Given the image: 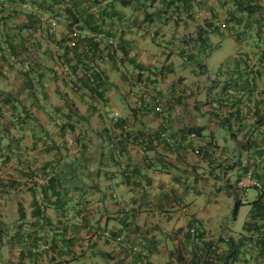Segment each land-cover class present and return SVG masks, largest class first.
Returning a JSON list of instances; mask_svg holds the SVG:
<instances>
[{"label": "crops", "instance_id": "0c3cea01", "mask_svg": "<svg viewBox=\"0 0 264 264\" xmlns=\"http://www.w3.org/2000/svg\"><path fill=\"white\" fill-rule=\"evenodd\" d=\"M234 9L0 0V264H264V228L211 223L264 184V48Z\"/></svg>", "mask_w": 264, "mask_h": 264}, {"label": "trees", "instance_id": "16d2710c", "mask_svg": "<svg viewBox=\"0 0 264 264\" xmlns=\"http://www.w3.org/2000/svg\"><path fill=\"white\" fill-rule=\"evenodd\" d=\"M231 1L234 3L235 9L232 12L230 11L227 16V24H229V28L232 30L237 28V30H235L237 34H239V30H238L239 27H243V30L246 29L254 30L256 32L255 35L259 43L264 48V0H231ZM200 35L201 34H199L197 40H199V42L202 43L205 41V39ZM263 59L264 58H262V60ZM1 96L2 95L0 93V98ZM3 115L4 114L2 113L0 107V117H3ZM258 191L260 192V195L259 198L252 203V211L250 214L251 222L247 223V227L248 226L251 228L258 227L259 229H263L264 228V192L263 191L261 192L260 190ZM243 204L244 203L242 202H238L237 209ZM132 251L137 252V249L133 247Z\"/></svg>", "mask_w": 264, "mask_h": 264}, {"label": "rangeland", "instance_id": "374dc122", "mask_svg": "<svg viewBox=\"0 0 264 264\" xmlns=\"http://www.w3.org/2000/svg\"><path fill=\"white\" fill-rule=\"evenodd\" d=\"M257 194L258 191L256 189H251L248 192L247 196L248 203L241 205L239 212H237V215H235V204L241 201L240 199H242L244 193L240 191L236 192L235 190H233V192H231V194L229 195H225L223 193V198L221 199V206H223L225 210H221L222 212L218 215L217 218L215 216L217 220L211 218V223L214 225H219L220 223H223L226 226V230L228 231V233L242 232L243 227L250 220V209L252 207V203L255 201V197L257 196ZM226 204L228 206H226ZM230 204L232 205L231 209ZM223 212L224 214L222 218H220ZM209 229L213 230V235H216L217 232L212 226H209Z\"/></svg>", "mask_w": 264, "mask_h": 264}, {"label": "built area", "instance_id": "2783aa9c", "mask_svg": "<svg viewBox=\"0 0 264 264\" xmlns=\"http://www.w3.org/2000/svg\"><path fill=\"white\" fill-rule=\"evenodd\" d=\"M74 36H76V34H74ZM109 44L110 45H113L114 44V40L112 38L109 39ZM157 110L159 112L162 111V108L161 106L157 108ZM114 117V116H113ZM161 138L163 139H168L169 142L172 144V145H176L178 143L177 140L173 139V138H170L168 137V135L166 133H163L161 134ZM123 170H127V167L125 165H123L122 167ZM237 189L240 190L241 192L244 193V196L242 197L241 199V202L246 204L247 203V194L249 192V190L251 189H256V190H260L261 192L263 191L264 192V186L263 184L258 181L253 175L252 173H247V174H244V176H242L238 182H237ZM196 229L192 230V233H196Z\"/></svg>", "mask_w": 264, "mask_h": 264}]
</instances>
